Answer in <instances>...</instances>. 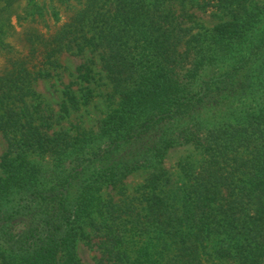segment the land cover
<instances>
[{
  "label": "trees",
  "instance_id": "16d2710c",
  "mask_svg": "<svg viewBox=\"0 0 264 264\" xmlns=\"http://www.w3.org/2000/svg\"><path fill=\"white\" fill-rule=\"evenodd\" d=\"M57 1L75 13L43 65L60 68L64 49L92 54L59 118L90 104L98 61L115 107L90 136L51 132L52 113L28 99L52 72L13 64L0 93V264H82L80 240L97 264H264V0ZM209 6L222 15L211 29L190 12ZM247 92L255 106L206 114ZM188 142L201 158L180 163L178 186L158 168L140 203L98 194Z\"/></svg>",
  "mask_w": 264,
  "mask_h": 264
},
{
  "label": "rangeland",
  "instance_id": "374dc122",
  "mask_svg": "<svg viewBox=\"0 0 264 264\" xmlns=\"http://www.w3.org/2000/svg\"><path fill=\"white\" fill-rule=\"evenodd\" d=\"M71 6H73L72 1L68 5L61 4L57 0H0V93L4 90L2 83L14 69V63L24 62L32 71L39 69L51 71L52 77H41L33 81L32 87L37 93L35 95L37 99L29 98V103H40L41 112L45 115L52 113L54 126L51 132H67L71 138H75L90 136L98 130L100 120L115 107V104L108 100L111 88L98 61L95 65L97 82L91 84L94 97L90 104L73 111L69 117L59 118V107L63 100L65 86L76 81V68L92 57L90 49L81 55L64 49L58 51L57 55L62 65L60 68L54 69L49 64L43 65L46 61L44 45L67 27L75 13ZM57 11L58 18L55 16ZM190 12L194 13L200 23L208 29L222 21L220 11L212 6L204 9L194 7ZM74 88L78 90L79 86L74 85ZM255 104L256 98L247 92V95L238 94V96L227 98L208 110L206 114L221 117L230 108L243 105L250 107ZM7 146V140L0 131V175L3 174L1 158ZM200 158L201 155L194 145L188 142L169 148L161 162L156 165L137 164L129 170L122 185L117 184V188L109 184L101 187L97 174H94L89 182L96 185L98 189L101 187L98 194H102L103 198L108 199L113 196L116 201H120L128 197L135 203H140L143 198V186L152 172L158 168L165 169L171 178V184L176 187L182 183L183 178L180 163L184 160L196 162ZM129 246L131 251H136L137 242H132ZM77 252L82 264H97L96 257L100 255L99 251L96 248H90L83 240L78 242Z\"/></svg>",
  "mask_w": 264,
  "mask_h": 264
}]
</instances>
